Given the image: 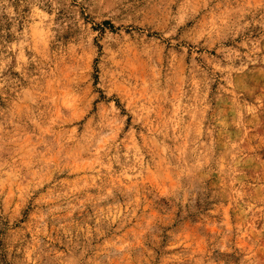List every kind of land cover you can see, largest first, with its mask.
<instances>
[{"label": "rangeland", "instance_id": "1", "mask_svg": "<svg viewBox=\"0 0 264 264\" xmlns=\"http://www.w3.org/2000/svg\"><path fill=\"white\" fill-rule=\"evenodd\" d=\"M0 264H264V0H0Z\"/></svg>", "mask_w": 264, "mask_h": 264}]
</instances>
